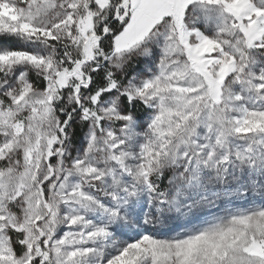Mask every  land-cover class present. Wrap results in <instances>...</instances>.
<instances>
[{
  "label": "snow or ice",
  "instance_id": "snow-or-ice-1",
  "mask_svg": "<svg viewBox=\"0 0 264 264\" xmlns=\"http://www.w3.org/2000/svg\"><path fill=\"white\" fill-rule=\"evenodd\" d=\"M0 264H264V0H0Z\"/></svg>",
  "mask_w": 264,
  "mask_h": 264
},
{
  "label": "rangeland",
  "instance_id": "rangeland-1",
  "mask_svg": "<svg viewBox=\"0 0 264 264\" xmlns=\"http://www.w3.org/2000/svg\"><path fill=\"white\" fill-rule=\"evenodd\" d=\"M2 43L5 44V45L12 46V47H19V46H21L16 41H14V40H6V41H2Z\"/></svg>",
  "mask_w": 264,
  "mask_h": 264
}]
</instances>
